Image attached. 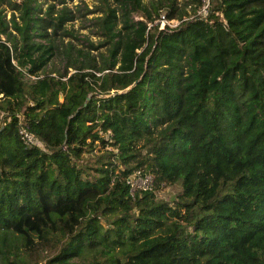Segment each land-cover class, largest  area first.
Here are the masks:
<instances>
[{"label":"trees","instance_id":"trees-1","mask_svg":"<svg viewBox=\"0 0 264 264\" xmlns=\"http://www.w3.org/2000/svg\"><path fill=\"white\" fill-rule=\"evenodd\" d=\"M14 4L0 264H264V0H210L204 17L203 0ZM87 13L99 40L78 46L67 25ZM136 170L151 190L131 193Z\"/></svg>","mask_w":264,"mask_h":264},{"label":"rangeland","instance_id":"rangeland-1","mask_svg":"<svg viewBox=\"0 0 264 264\" xmlns=\"http://www.w3.org/2000/svg\"><path fill=\"white\" fill-rule=\"evenodd\" d=\"M41 4L43 9L47 7L49 3H55L56 0H38ZM14 2H19V0H3L0 2V10L3 11L5 15V19L9 21L12 17H14L17 21L21 22L20 16L22 13L21 8L16 6ZM66 4L72 8L75 9L76 6H87L89 9H93L95 5L98 4V0H66ZM59 7V6H57ZM97 13H87L86 16L81 17L80 19H76L73 22L68 23V28H73L79 36V41H74L75 44L78 46H85V37L88 38V40L92 41L93 43H97L99 40V37L97 35H94L93 32H91V28L89 27L92 22L91 19L96 16ZM139 17V16H138ZM176 23V22H175ZM103 51V49H101ZM93 54L97 53V51H92ZM61 66V63L55 62L54 65H49V69L58 68ZM59 100H62L59 98ZM151 176V175H150ZM153 188V187H152ZM168 191L170 192V189H161L160 191H155L157 194V198L159 199H166V196L168 195Z\"/></svg>","mask_w":264,"mask_h":264},{"label":"built area","instance_id":"built-area-1","mask_svg":"<svg viewBox=\"0 0 264 264\" xmlns=\"http://www.w3.org/2000/svg\"><path fill=\"white\" fill-rule=\"evenodd\" d=\"M210 0H203L202 11L200 15L202 17L208 14V6ZM176 22V23H175ZM160 28H163L165 24L175 27L178 25V22L175 20H166L163 16L159 20ZM18 133L22 142L28 147H38L43 149L44 144L40 141L34 134H32L26 126H24L20 121V127L18 128ZM45 149V148H44ZM130 183V191L133 194L137 190H151L152 189V175L147 173H142L140 170H136L132 176L128 179Z\"/></svg>","mask_w":264,"mask_h":264},{"label":"water","instance_id":"water-1","mask_svg":"<svg viewBox=\"0 0 264 264\" xmlns=\"http://www.w3.org/2000/svg\"><path fill=\"white\" fill-rule=\"evenodd\" d=\"M15 1H17V0H15ZM87 99H89V97H87ZM2 127H3V123L0 126V130L2 129Z\"/></svg>","mask_w":264,"mask_h":264}]
</instances>
